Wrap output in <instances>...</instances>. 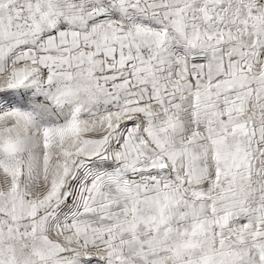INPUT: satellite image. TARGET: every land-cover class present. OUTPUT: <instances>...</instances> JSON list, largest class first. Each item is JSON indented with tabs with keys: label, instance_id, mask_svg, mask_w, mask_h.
<instances>
[{
	"label": "snow or ice",
	"instance_id": "1",
	"mask_svg": "<svg viewBox=\"0 0 264 264\" xmlns=\"http://www.w3.org/2000/svg\"><path fill=\"white\" fill-rule=\"evenodd\" d=\"M0 264H264V0H0Z\"/></svg>",
	"mask_w": 264,
	"mask_h": 264
}]
</instances>
